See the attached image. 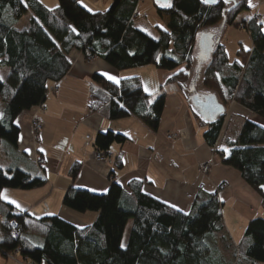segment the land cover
Returning a JSON list of instances; mask_svg holds the SVG:
<instances>
[{
	"label": "trees",
	"instance_id": "1",
	"mask_svg": "<svg viewBox=\"0 0 264 264\" xmlns=\"http://www.w3.org/2000/svg\"><path fill=\"white\" fill-rule=\"evenodd\" d=\"M80 1L57 0V7L49 10L38 0H0V67L8 71L5 80L0 79L4 108L0 142L10 148L16 147L20 135L16 119L44 105L47 95L68 74L72 52L84 61L101 60L117 72L147 66L170 71L184 64L183 71L167 81L182 87L192 68L198 34L217 25L237 27L238 16L249 10L251 0H218L210 5L201 0H168L170 7L153 3L157 15L168 19L167 31L157 28V40L134 26L140 0H111L110 7L101 12L86 10ZM29 12L28 26L19 29V21ZM246 30L251 50L240 48L233 61L215 34L201 36L199 63L205 65L201 83L216 97L222 113L213 122L194 115L206 129L205 144L216 147L220 163L238 173L261 199L264 213V127L235 112L234 117L243 121L238 135L233 142H224L227 151L218 146L230 101L264 121V30L255 21H249ZM89 86V116L105 112L109 121L136 118L150 131L158 130L165 93H146L138 77L117 84L95 74ZM126 141L122 134L100 131L93 147L95 152L108 153L112 145ZM80 168L74 162L68 170L71 184L62 206L80 214L96 213L94 223L78 228L56 216L36 218L0 201L3 256L29 264H264V219L250 220L235 247L224 227L217 192L196 197L191 211L184 213L145 194L141 181L123 189L112 180L105 194L74 187ZM45 184L40 175L0 169V193L30 191ZM129 221L132 225L122 247ZM11 223L17 238L10 236Z\"/></svg>",
	"mask_w": 264,
	"mask_h": 264
},
{
	"label": "crops",
	"instance_id": "2",
	"mask_svg": "<svg viewBox=\"0 0 264 264\" xmlns=\"http://www.w3.org/2000/svg\"><path fill=\"white\" fill-rule=\"evenodd\" d=\"M252 17L247 16L241 22ZM166 22L168 24V19ZM70 60L71 68L57 83V93L50 92L46 97L45 112L31 109L16 119L15 125L20 129L16 147L10 148L0 142V169H18L29 175H40L47 184L30 191L1 192L20 207L4 199L0 201L36 218L56 216L78 228L92 225L97 218L96 213L80 214L62 206L63 195L71 184L68 170L74 162H79L81 168L73 185L95 194H105L112 180L123 189L132 181H141L144 182L145 194L173 209L188 213L196 197L217 192L222 204L225 230L236 247L248 222L259 216L260 198L238 173L220 163L214 148L205 144L203 133L206 129H200L191 103L176 89L167 92L156 132L150 131L136 118L109 121L105 112L89 116L87 101L91 77L95 74L105 78L111 75L120 81L126 79L123 74L129 71L117 72L101 60L86 63L76 52L70 54ZM138 69L144 91L147 86L148 91L145 92L148 94L158 92L162 83L158 81L156 71L135 70ZM155 73L153 78L149 76ZM3 109L0 104V118ZM240 113L264 127V121L256 115L245 111ZM33 116L43 120L42 131L35 142L31 140L29 125ZM232 121L230 117L224 119L218 143L220 149H227L225 141L233 142L232 135L227 134V131H231ZM100 131H112L127 138L125 144L110 147V164L93 159V141ZM169 134L178 137L173 141L167 140ZM34 160L42 162L41 168L34 164ZM205 164L208 171L203 174L200 169ZM231 201L228 215H225L224 206ZM12 259L15 258L0 253V264H17Z\"/></svg>",
	"mask_w": 264,
	"mask_h": 264
},
{
	"label": "rangeland",
	"instance_id": "3",
	"mask_svg": "<svg viewBox=\"0 0 264 264\" xmlns=\"http://www.w3.org/2000/svg\"><path fill=\"white\" fill-rule=\"evenodd\" d=\"M38 1L40 4H42V6H44L45 8L49 10H53L57 7V0H38ZM80 5L90 12H96V11L101 12V11H106L110 7L111 0H81ZM254 14H258L260 16L261 25L264 30V0H251L249 2V10L241 13L238 16L236 20V23L238 24L237 27H223L221 25H217L214 27L206 28L198 34V38H197L196 45H195V50L192 55V68L190 69V72H188V74L187 73L185 74V76L187 77V80L182 87H179L175 83L168 84L167 81L173 75L177 74L181 69H183L184 64H182L179 68H176L170 71L156 70L153 66H147V67L141 68L142 72L155 70L157 73L158 81L160 80V82L162 83L160 90L159 91L157 90L158 93L166 94L167 92L170 93L174 89H176L181 94H183V96L186 98V100L189 101V103H191V108L193 112L196 115L201 116L200 110L196 109L194 106V103H193L194 97L195 96L208 97L212 95V93L208 89L204 88L201 83V78H202L201 76L205 69V65L199 63L200 61L199 54L201 50L200 48L201 36L203 34L205 35L215 34L220 40V44L225 47L229 60L230 61L236 60L237 59L236 54L240 48H243L245 51L251 50V40H250L249 34L246 32L247 30L245 28L241 27V24L244 23L241 21H243L247 16H253ZM135 15H136V18L134 20V26L136 27V29L142 31L147 36H149L151 39H154V40L158 39L157 28L161 30H166V31L168 30L167 22H166L167 18L157 15L152 0H140V2L138 3L137 9L135 11ZM30 17H31V14L29 12L24 18H22V20L19 21L17 27L19 29L23 27H27ZM170 57H172V59H174L175 61H179V58L173 54L170 55ZM94 61L96 60H93V61L87 60L85 62L93 63ZM156 73L149 74V76L153 78L154 76H156ZM7 74H8L7 68L0 67L1 81L5 80ZM123 76L126 79L138 77L139 69L138 70L133 69V71L129 70V72L124 73ZM147 81L149 80H146V82ZM52 92L56 93L54 92V88ZM235 112H241V111L238 109V106L233 101H230L229 104L226 105L225 107L224 119L225 117L226 119L228 117H230L231 119L233 118V121L230 127L231 131H227V134L232 135L230 137L233 139V141L237 137L239 126L243 124V121L239 120L241 119L240 117H234ZM29 125H30V120H29ZM200 129L203 130L204 128H200ZM31 140L35 142L32 135H31ZM35 161L36 160H34L33 162ZM232 202L233 201L227 202L226 206H224L225 215H228L227 210L231 207ZM260 202H261V199H260ZM221 212L223 211L221 210ZM257 218L264 219V213L262 212V210L259 211V216ZM131 225H132V222L129 221L125 228L123 239H122L123 247L127 241V237H128ZM233 239H235V241H238V238L233 237ZM235 255L236 256L238 255L237 250H235ZM12 260H15L17 264H29L28 262L21 260L18 257H15V259H12Z\"/></svg>",
	"mask_w": 264,
	"mask_h": 264
},
{
	"label": "built area",
	"instance_id": "4",
	"mask_svg": "<svg viewBox=\"0 0 264 264\" xmlns=\"http://www.w3.org/2000/svg\"><path fill=\"white\" fill-rule=\"evenodd\" d=\"M249 21H255L256 23H260L261 22V18L258 14H254L253 17L242 23L241 24V27L242 28H245L247 27ZM88 61H93L92 59H88ZM54 91L57 93V86L54 87ZM36 110H39L41 112H45L46 108L44 105H41L39 107H36L34 108ZM42 127H43V120L38 117V116H33L31 119H30V132H31V135L34 139V141L37 140L38 136L40 135L41 131H42ZM178 137V135L176 134H169L167 135V140H175L176 138ZM214 151L216 152V147L214 148ZM93 159L97 162H100V163H107V164H110V160L112 159V155L111 153H98V152H95L94 155H93ZM35 165L37 166H40L41 165V161L39 160H36L34 162ZM200 171L203 173V174H206V172L208 171V165L205 164L204 166L201 167ZM10 227H11V230H10V236L12 238H17L18 237V234L17 232L15 231V224L14 223H11L10 224Z\"/></svg>",
	"mask_w": 264,
	"mask_h": 264
},
{
	"label": "water",
	"instance_id": "5",
	"mask_svg": "<svg viewBox=\"0 0 264 264\" xmlns=\"http://www.w3.org/2000/svg\"><path fill=\"white\" fill-rule=\"evenodd\" d=\"M152 2L157 5H164L168 2V0H152ZM193 103L195 108L200 110V118L205 122H213L217 118V116L222 112V108L217 102V99L214 95L208 97L195 96L193 99ZM205 111L209 113V116H205Z\"/></svg>",
	"mask_w": 264,
	"mask_h": 264
},
{
	"label": "snow or ice",
	"instance_id": "6",
	"mask_svg": "<svg viewBox=\"0 0 264 264\" xmlns=\"http://www.w3.org/2000/svg\"><path fill=\"white\" fill-rule=\"evenodd\" d=\"M217 2H218V0H202V3H205V4H215ZM223 2L224 3H230V2H232V0H223ZM162 6L170 7L171 4H170V2H168ZM181 71H183V69H181ZM105 75H107V74H105ZM107 78L109 80L113 81L114 83H117V84L119 83V80L114 76L108 75ZM145 91H148L147 86H145ZM224 150L227 151V149H224ZM0 199L7 200L9 203L16 204L17 207H20L19 204H17L15 201L9 200L8 197L4 193H0ZM122 247H123V245H122Z\"/></svg>",
	"mask_w": 264,
	"mask_h": 264
},
{
	"label": "flooded vegetation",
	"instance_id": "7",
	"mask_svg": "<svg viewBox=\"0 0 264 264\" xmlns=\"http://www.w3.org/2000/svg\"><path fill=\"white\" fill-rule=\"evenodd\" d=\"M205 112H206V113H205V116H206V115L209 116V113H208L207 111H205ZM210 113H211V112H210ZM221 113H222V112H221ZM221 113L217 116V118L221 115ZM217 118H216V119H217ZM216 119H215V120H216Z\"/></svg>",
	"mask_w": 264,
	"mask_h": 264
}]
</instances>
